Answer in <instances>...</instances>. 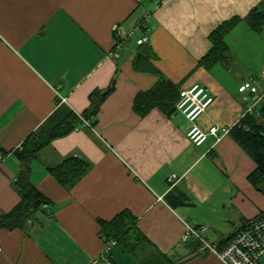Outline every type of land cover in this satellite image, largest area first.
I'll list each match as a JSON object with an SVG mask.
<instances>
[{
	"label": "crops",
	"instance_id": "1",
	"mask_svg": "<svg viewBox=\"0 0 264 264\" xmlns=\"http://www.w3.org/2000/svg\"><path fill=\"white\" fill-rule=\"evenodd\" d=\"M252 9L264 17V0H0V215L21 199L15 150L58 108V95L79 114L94 89L114 85L92 128L55 138L28 160L29 181L48 208L21 227L0 228V264H224L181 237L185 224L203 226V237L218 243L264 211V194L248 180L254 161L222 131L251 102L240 84L264 88V21L252 29ZM233 18L226 48L204 63L212 32ZM143 36L158 73L134 68ZM162 80L209 90L214 101L196 123L218 126L219 139L194 145L183 115H168L163 101L145 113L135 108L137 95ZM71 157L85 171L66 185L54 169ZM67 170L74 178L76 166ZM126 211L135 231L106 240L98 221ZM138 236L144 241L133 252Z\"/></svg>",
	"mask_w": 264,
	"mask_h": 264
},
{
	"label": "trees",
	"instance_id": "2",
	"mask_svg": "<svg viewBox=\"0 0 264 264\" xmlns=\"http://www.w3.org/2000/svg\"><path fill=\"white\" fill-rule=\"evenodd\" d=\"M263 18L257 9H252L246 17V21L252 29L259 31L264 21ZM237 20L236 18L230 19L212 32L210 36L212 48L206 54L203 60L204 63H210L218 59L220 50L226 48L224 36L235 25ZM113 87L112 83L104 90L99 91L98 89H94L89 95V107L79 114L58 100L59 106L54 113L23 141L19 149L15 150V155L23 162L16 182L21 199L11 211L0 215V228L14 229L21 227L36 210H42L43 203H49V200L29 181L30 169L28 160L35 156L42 148L49 145L53 139L66 136L74 131L81 123L80 117L89 120L94 125L100 106L113 91ZM178 97L179 90L177 86L166 80H162L154 89L137 95L135 108L141 113H145L152 104L163 101L166 103L168 111L175 106ZM227 132L254 161L255 168L248 175V180L256 189L264 194V104L257 109V112L243 114L233 126L228 127ZM69 163L76 166L74 178H71L73 176L67 170ZM60 166L54 170L57 169L59 180L66 185L73 184L85 171L83 169V162L72 157L68 158ZM135 221V217L126 211L121 212L111 220H99L98 223L101 226V233L106 240H120L127 233L135 231ZM137 238L138 240L135 241L131 248L133 252L137 247L136 245L144 241L142 236H138ZM162 264H169V261L165 260Z\"/></svg>",
	"mask_w": 264,
	"mask_h": 264
},
{
	"label": "built area",
	"instance_id": "3",
	"mask_svg": "<svg viewBox=\"0 0 264 264\" xmlns=\"http://www.w3.org/2000/svg\"><path fill=\"white\" fill-rule=\"evenodd\" d=\"M116 38H119L121 27L114 25L113 27ZM147 41V37L143 36L137 42L142 45ZM112 56L118 57L117 51L111 52ZM261 78L264 79V70L261 72ZM264 86V83H263ZM239 92H245L246 100H251L245 109V113H253L256 110V104L264 100V88L259 91L251 80H246L240 84ZM60 102H65L64 97L59 96ZM214 97L209 90L200 83H193L179 90V97L175 103V110L179 112L188 123L186 129L187 138L196 146L203 144L209 136L219 139L218 129L216 125H212L208 130H203L196 123L198 117L206 111L213 103ZM81 123L75 130L80 127L92 128L89 120L80 117ZM223 132L228 131V127H222ZM3 159V151L0 148V162ZM176 174L172 173L168 176V182L172 183L176 178ZM43 208L47 209L48 204L43 203ZM205 228L192 227L185 224V231L181 237L182 242H186L190 237L195 238L201 243V250L215 255L224 264H264V212L257 214L255 217L246 221L232 236L222 239L218 243L209 242L202 236Z\"/></svg>",
	"mask_w": 264,
	"mask_h": 264
},
{
	"label": "water",
	"instance_id": "4",
	"mask_svg": "<svg viewBox=\"0 0 264 264\" xmlns=\"http://www.w3.org/2000/svg\"><path fill=\"white\" fill-rule=\"evenodd\" d=\"M155 54L153 53L150 45L148 43H144L139 47L138 53L135 58L134 68L136 71L140 72H150V73H158V69L154 67L150 59H154ZM175 112V107H172L167 114H172Z\"/></svg>",
	"mask_w": 264,
	"mask_h": 264
},
{
	"label": "rangeland",
	"instance_id": "5",
	"mask_svg": "<svg viewBox=\"0 0 264 264\" xmlns=\"http://www.w3.org/2000/svg\"><path fill=\"white\" fill-rule=\"evenodd\" d=\"M203 236V235H202Z\"/></svg>",
	"mask_w": 264,
	"mask_h": 264
}]
</instances>
